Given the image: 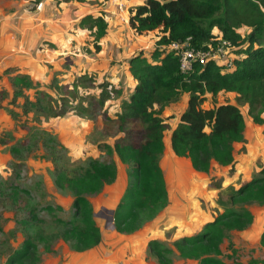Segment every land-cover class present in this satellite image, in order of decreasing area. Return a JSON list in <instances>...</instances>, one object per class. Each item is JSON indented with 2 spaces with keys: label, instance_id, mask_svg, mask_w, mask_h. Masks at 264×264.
<instances>
[{
  "label": "trees",
  "instance_id": "16d2710c",
  "mask_svg": "<svg viewBox=\"0 0 264 264\" xmlns=\"http://www.w3.org/2000/svg\"><path fill=\"white\" fill-rule=\"evenodd\" d=\"M22 1L35 7L41 0ZM87 20L83 19L81 25ZM90 22L97 28V49L98 40L105 34V23L101 17L90 18ZM128 24L134 35L151 38L156 48L150 46L147 53L140 51L130 58L128 72L135 85L128 100L123 99L111 116L107 109L119 93L111 84L97 82L98 95L87 99L91 116L95 118L100 113L105 128L109 129V124L114 127L110 135L112 147L107 144L100 147L108 160L88 159L84 165L71 170L65 157L54 155L51 159L54 185L60 191H68L72 197L70 218L57 216L64 212L61 206L30 208L27 217L16 222L25 231V239L7 256L4 264H40L39 245L52 254L54 241L68 243L76 253L98 247L103 237L95 222L90 198L116 183L117 161L127 167L128 182L113 209L114 233L134 235L156 222L158 216L168 210L170 201L160 165L163 137L168 129L161 116L183 96H187V102L178 123L170 131V149L175 158L188 160L198 174L208 175L214 166L233 174L238 166L234 158L235 145L245 143L246 123L239 107L221 103L204 108L207 96L213 101L220 94H232L247 106V115L253 124H263L260 111L264 104V44L256 43L261 40L264 43V0H144L129 9ZM243 26L249 30L246 37L237 33ZM217 39L230 44L227 51L233 56L232 64L224 67L212 61L204 65L193 63L187 75L181 74L178 59L172 53L163 54L158 49L172 42L189 40L190 47L205 50L208 44L218 46ZM8 80L13 88L12 98L24 99V115L31 110L37 113L47 110L52 117L64 116L61 110L53 111L49 105L48 93L54 89V76L44 86L27 74L12 75ZM31 89L35 90L34 101L25 94ZM0 95H3L2 90ZM11 152L17 153L15 147ZM20 166L15 164L11 169L15 180L20 178ZM256 166L249 180L241 183L225 201L218 200L222 209L219 215L194 234L173 242L179 259L197 264H225L220 259L224 240L233 232L254 226L255 213L248 209L250 205L264 207V166ZM4 182L8 189L0 190V194L17 206L20 192L26 191L17 184ZM212 187L223 189L217 182ZM41 213L49 218L54 233L44 232L45 219L39 216ZM259 242L264 248V231ZM147 254L153 256L157 264H171L166 257L171 250L163 248L157 240H149Z\"/></svg>",
  "mask_w": 264,
  "mask_h": 264
},
{
  "label": "rangeland",
  "instance_id": "374dc122",
  "mask_svg": "<svg viewBox=\"0 0 264 264\" xmlns=\"http://www.w3.org/2000/svg\"><path fill=\"white\" fill-rule=\"evenodd\" d=\"M248 31L247 27L243 26L237 33L246 37ZM263 44L262 40L256 43ZM227 52L232 64L233 56L230 50ZM55 79L54 89L48 93L49 105L53 111L61 110L64 116L52 117V113L47 110L42 113L31 110L29 114L24 115V99L14 100L11 81L7 77H0V90L3 92V95H0V190L8 189L4 182L7 181L26 191L20 192L21 198L17 206H13L6 195L0 194V264H4L7 256L19 248L25 239V231L16 222L26 218L30 208L61 206L64 212L58 213L57 216L62 219L70 218L72 197L68 191H60L54 185L51 162L54 155L65 157L72 170L75 166L84 165L88 159L108 160L100 147L103 144L111 147L113 145L110 135L114 132V127L109 124V129H106V125L100 120V113L93 118L87 110V99L98 95V89L95 87L98 80L77 75H58ZM46 83L48 82L42 85ZM25 94L34 101L35 90H28ZM221 103L236 104L247 121L245 143L236 146L234 150L236 156L241 155L242 161L239 162L244 163L241 170L238 168L233 174H228L226 169L214 166L208 175H202L192 170L188 160L175 158L172 154H163L160 165L167 182L170 200L168 210L163 211L156 222L146 225L134 235L125 236L114 233L113 220L110 219L128 182L127 167L117 161L119 174L116 183L95 198H90L95 222L102 231V243L92 250L76 253L70 249L68 243L54 241L52 254L46 253L39 245L40 264H157L155 258L147 254V244L152 239L159 241L163 248L171 250V254H166L171 264H197L195 261L179 259L172 246L173 242L199 231L205 223L222 212L218 200L225 201L255 172V169H252L254 162L251 166L248 165L252 153L257 155L254 159H259L255 161V166L257 163L263 166L264 163V127L261 126L260 129L251 122L247 115V106L237 101L236 96L232 94H220L213 101L207 96L203 107ZM185 106L182 98L165 109L161 116L168 125L164 139L178 123ZM261 109L264 119V104ZM13 147L17 153L11 152ZM15 164L21 165L20 178L16 180L11 175ZM216 182L222 190L212 187ZM248 209L257 213L258 220L262 218V225L228 235L220 248V259L225 264H264V248L259 242L261 226L263 227L264 223V207L250 205ZM39 216L45 219L42 225L44 232L54 233L55 229L49 218L43 213ZM46 223L48 224L45 226ZM28 235L32 236L31 232Z\"/></svg>",
  "mask_w": 264,
  "mask_h": 264
},
{
  "label": "crops",
  "instance_id": "0c3cea01",
  "mask_svg": "<svg viewBox=\"0 0 264 264\" xmlns=\"http://www.w3.org/2000/svg\"><path fill=\"white\" fill-rule=\"evenodd\" d=\"M143 1L41 0V7L37 9L38 5L34 7L22 0H0V77L27 74L34 82L45 83L58 75L94 76L98 82L106 81L119 91L108 108L111 116L120 102L129 97L135 85L128 72L130 58L140 51L147 53L152 42L151 38L134 35L128 24L129 9ZM119 4H123L122 9ZM99 17L104 20L105 34L98 40L99 48L96 49L97 28L90 18ZM85 18L89 20L81 25ZM182 98L186 105L187 96ZM245 123L247 126L246 120ZM261 126L264 127V119L257 127ZM169 134L165 139L163 137V154L167 156L172 154L169 153ZM246 137L245 130V140ZM251 155L248 165L254 162L252 169L257 170L255 161L259 159H254L255 153ZM240 156L235 154L234 157L238 162L237 170H241L244 164L239 162L242 161ZM260 225L262 218L258 220L255 213L254 226ZM261 229L262 234L264 223Z\"/></svg>",
  "mask_w": 264,
  "mask_h": 264
},
{
  "label": "built area",
  "instance_id": "2783aa9c",
  "mask_svg": "<svg viewBox=\"0 0 264 264\" xmlns=\"http://www.w3.org/2000/svg\"><path fill=\"white\" fill-rule=\"evenodd\" d=\"M41 7L38 4L37 9ZM120 9L123 8V4H119ZM218 46L213 47L211 44L207 45V49L198 50L190 47L189 40L184 42H172L169 46H160L158 49L163 54L172 53L174 57L178 59L179 69L182 75H187L191 71L193 63H199L201 65L206 64L209 61L216 62L222 66L229 67V54L227 49L230 47L228 42L223 40H216ZM150 46L156 48L155 42L152 40Z\"/></svg>",
  "mask_w": 264,
  "mask_h": 264
},
{
  "label": "water",
  "instance_id": "95a60500",
  "mask_svg": "<svg viewBox=\"0 0 264 264\" xmlns=\"http://www.w3.org/2000/svg\"><path fill=\"white\" fill-rule=\"evenodd\" d=\"M111 220H113V217L111 216V218H110Z\"/></svg>",
  "mask_w": 264,
  "mask_h": 264
}]
</instances>
